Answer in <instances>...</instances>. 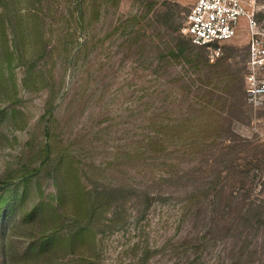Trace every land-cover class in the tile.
I'll list each match as a JSON object with an SVG mask.
<instances>
[{"label": "rangeland", "instance_id": "obj_1", "mask_svg": "<svg viewBox=\"0 0 264 264\" xmlns=\"http://www.w3.org/2000/svg\"><path fill=\"white\" fill-rule=\"evenodd\" d=\"M195 1L0 0V264H264V0L214 60Z\"/></svg>", "mask_w": 264, "mask_h": 264}, {"label": "built area", "instance_id": "obj_2", "mask_svg": "<svg viewBox=\"0 0 264 264\" xmlns=\"http://www.w3.org/2000/svg\"><path fill=\"white\" fill-rule=\"evenodd\" d=\"M257 0H196L185 20L184 32L196 45L212 47V59L221 53L223 42L232 39L243 19L252 33L257 21L254 9ZM247 101L254 107L264 104V37L253 39L248 58Z\"/></svg>", "mask_w": 264, "mask_h": 264}, {"label": "trees", "instance_id": "obj_3", "mask_svg": "<svg viewBox=\"0 0 264 264\" xmlns=\"http://www.w3.org/2000/svg\"><path fill=\"white\" fill-rule=\"evenodd\" d=\"M259 207L263 208L262 205H260ZM38 209L40 211H38ZM38 209H37L38 212H42L40 208H38ZM263 210H264V208H263ZM250 212H251V210H250ZM247 214H249V211H248ZM261 214H263V216H264V211ZM28 217H29L28 213L25 212V213H23L20 216V219L22 221L24 220L23 222L26 223ZM0 228L1 229L4 228L3 230H1V233H0V235H1L0 243H1V247L3 248V250H5V246H6V240H5L6 226H5V223H1L0 224ZM81 232H82L81 229H74V231H73V233L71 235V238L73 236H75L74 239L77 238L81 234ZM3 234H4V236H3ZM57 238H59V235H57V233L55 232V233H53L51 235H48V236L44 237L43 240L38 242V243H36V242L35 243H31V247H35L36 248V251H35L36 254L44 253L46 251L48 253H51V252L55 251L58 248V245L56 244ZM6 260H7V257L5 259V262H6Z\"/></svg>", "mask_w": 264, "mask_h": 264}]
</instances>
